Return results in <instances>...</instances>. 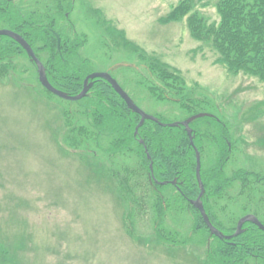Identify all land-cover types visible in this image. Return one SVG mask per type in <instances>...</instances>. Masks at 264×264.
I'll use <instances>...</instances> for the list:
<instances>
[{"label": "rangeland", "instance_id": "374dc122", "mask_svg": "<svg viewBox=\"0 0 264 264\" xmlns=\"http://www.w3.org/2000/svg\"><path fill=\"white\" fill-rule=\"evenodd\" d=\"M180 1L75 0L69 21L86 42L76 66L87 61L90 72L114 67L113 76L137 105L163 122L189 116L178 102L183 92L198 101V109L201 100L202 110L224 124H195L206 132L203 165L211 168L221 155L227 158L223 175L231 183L217 192L219 185L212 184L215 193L210 191L217 222L236 226L250 212L264 222V82L217 64L216 51L193 38L185 19L161 22ZM197 9L209 23L219 20L213 3H198ZM60 24L68 28L66 21ZM120 29L157 58L145 59L125 46ZM17 54L6 62L9 68L0 66L6 70L0 73V264H206L200 241L207 235L194 233L196 215L177 204L164 205L167 212L156 216L139 154L102 151L87 101L47 91L34 64ZM153 59L179 69L187 87L167 89L172 82L151 73ZM111 169L123 177L132 170L130 196L119 190ZM250 173L260 181L240 179ZM167 189L168 197L180 198L179 189ZM173 239L186 245L176 247Z\"/></svg>", "mask_w": 264, "mask_h": 264}, {"label": "trees", "instance_id": "16d2710c", "mask_svg": "<svg viewBox=\"0 0 264 264\" xmlns=\"http://www.w3.org/2000/svg\"><path fill=\"white\" fill-rule=\"evenodd\" d=\"M198 3L203 6L213 3L219 15V20L209 23V20L199 13L197 9ZM64 7H67L68 10H64ZM72 7L71 0L67 3H60V22L68 21L66 13H70ZM49 11H51V8H49ZM15 17L18 18V15L15 16L13 14V21L17 19ZM184 19L193 38L200 42L208 43L216 51L218 57L215 62L217 64L224 66L231 74L236 75L243 72L264 82V0H181L167 15L161 18V22H180ZM30 20L31 16L28 15L27 22L29 27H31V23L35 25V21ZM47 23L51 25V22L46 21L43 28H38L37 31L32 33V44L35 49L42 51L40 58L47 69V76L50 82L58 89L69 94H78L82 89L85 76L90 72V68L84 66L87 61H84L79 66H76L75 61L76 53L83 47L85 41L82 42L84 39L80 41L81 37L75 35V45L68 47L63 42L64 37H67V31L63 24H59L57 33L62 43L59 56L56 57L54 54L55 47H52L51 42L45 45L41 42V38L45 39L46 43L52 37L46 28ZM121 32L122 43L125 46L132 47L133 50L146 56L145 59L157 58L154 53L146 54L142 48L125 38L123 30ZM17 53V49L13 46L1 44L0 54L2 57H0V60H4L5 64H0V66L9 68L6 62L11 64V58L17 56ZM153 60L151 62L152 65L148 64L151 73L156 74L164 81L169 80L172 82V86H167V89L187 87L184 83L186 79L179 69L168 62L161 63L160 61H155V59ZM1 70L3 71L0 73L5 74L6 70ZM162 85L164 87V84ZM191 96L188 92H183L177 97L182 108H184L183 105H186L185 109L189 115L204 112L202 110V101L200 100L198 109V101ZM84 101H87L88 119L92 134L96 137L95 140L102 151L109 156L123 155L127 152L138 153L142 158L143 164L146 165L148 179L152 176L153 180L158 181L174 179L180 181L181 188L178 190L176 186L174 187L169 183L152 185L149 179L150 185L148 186L152 194V211L156 216L161 215L162 217L167 212V209H165L166 205L172 207L177 204H184L188 212H193L196 215L194 233L200 232L202 235H207L206 240L202 239L200 241L205 247L204 261L206 264H248L249 261L264 264V231L248 224L243 233L232 237L229 241L210 236L200 213L191 205L190 201L196 199L201 190L196 176V151L194 146L190 144V138L185 129L181 127H163L151 120L145 121L138 130V138L144 141L149 150L150 158L148 159L147 154L144 153L143 146L135 136V129L140 121V116L127 108L126 103L109 83L96 79ZM203 120L211 121L215 125L217 123L210 117H204L194 121L192 124L196 130V135L193 134V139L201 157V179L205 188L202 202L210 221L217 228L223 229L224 226L217 222L216 213L212 208L214 197L212 193L217 192L223 187L222 184L227 181L224 179L222 169V164L227 158L225 154L221 155L218 159L219 161L211 168L203 165L204 146L202 143L206 137V132L195 126L196 123H203ZM219 125L221 126L220 123ZM84 133L87 135L91 134V132L88 131L87 133L85 130ZM151 163L153 165L152 173L150 170ZM123 173L127 176L123 177L121 172H115L111 169V176L116 178L119 190L122 193L125 191L129 195L131 191H129L128 185L132 182L133 172L132 170H124ZM237 174V176H240L239 174L241 173ZM248 175H254V173ZM128 177L132 178L129 179ZM212 184H214V188L219 185V188H215V192ZM167 187L173 190L176 188L180 193V198L178 199V196L175 198L174 196L171 197L170 194L168 197L166 195L169 192ZM211 190H213L212 193L210 192ZM123 195L125 196L124 193ZM128 195L125 197H128ZM231 225H234V223ZM223 232L230 235L234 230L229 229ZM173 243H176V247L186 245L185 240L173 239Z\"/></svg>", "mask_w": 264, "mask_h": 264}, {"label": "flooded vegetation", "instance_id": "af4514ba", "mask_svg": "<svg viewBox=\"0 0 264 264\" xmlns=\"http://www.w3.org/2000/svg\"><path fill=\"white\" fill-rule=\"evenodd\" d=\"M68 1H70V0H0V31H2V30H11V31L19 34L20 36H22L29 43V45L33 48L35 54L39 57V59L42 61V59L40 58V55H42L41 54L42 51H40L38 49H35V46L32 44V39H33L32 33L34 31H37L38 28H43L44 27V22H46V21L47 22H51V25L47 23V25H46L47 27L46 28L51 33L52 37L50 39H48L46 43H45V39L41 38V42L44 45L51 42L52 47L53 46L55 47V53L54 54L56 55V57H58L59 53L61 51V43H62V40L56 34L57 33V29L59 28V24H60L59 5H60V3H67ZM71 1H72V5H74V1L75 0H71ZM48 8H51V11H49ZM13 14L15 16L18 15V18L15 17V18H17L15 21H13V19H12ZM28 15L31 16V20L30 21H35V25L32 24V23L30 24L31 27H29V23L27 22V16ZM69 16H70V13H66V17L69 18ZM67 24H68V28L65 27V29L68 30L67 31V37H64V41L63 42H64V44H67L68 47H73L75 45V40L74 39H75V35H76L75 34L74 25L70 21H68ZM82 39L83 38H81L79 40L81 41ZM83 41L84 40H82V42ZM1 44H7L9 46H13L14 48L17 49L18 53L19 52L21 54L24 53V55L27 56L25 50L12 37L1 35L0 36V45ZM84 47H85V44L81 48H84ZM0 57H2L1 54H0ZM1 62H4V60H0V63ZM123 66L129 67L131 65L125 64ZM132 67H134V66H132ZM112 69L107 70L109 73H111V75H112ZM94 81L95 80H92L91 82H93V84H94ZM186 83H187V80H186ZM127 93L133 98V96L128 91H127ZM133 100H134V98H133ZM211 114L213 115V117H211V118L214 119L215 123L217 122L218 125L220 123L221 127H224V124L221 122V120L219 118H217L214 113H211ZM193 115L194 114L189 115L185 119L179 120L178 122L185 121V120H187L188 118H190ZM193 123H194V121H192L190 123V127L192 128V134H195L196 130H195V128L192 125ZM178 127H181L183 129H185L183 126H178ZM225 129L226 128H224L223 129L224 131H222V136H223L222 138L227 143L228 136L225 135ZM185 131H186V129H185ZM136 137H137V139H138V141L140 143V140L138 138V134L136 135ZM140 144L143 146L144 153L149 154V150H148L147 146L145 145L144 141H143V143H140ZM146 150H147V152H146ZM247 177H245V178H241L240 177V179L244 180V181H248L252 177L257 182L260 181V178H258L255 174L254 175H248ZM149 179H150V183L152 185L159 184L160 182H162V181H158V180H157L158 182H156L155 180H153L152 177L149 178ZM224 179L227 180L226 182H224V184L228 185V184L231 183V180H229V178H226L224 176ZM174 180H175V183H172V181H174ZM174 180H169L168 183L173 185L174 187L176 186L177 189H180L181 188L180 181L177 180V179H174ZM261 181H262V179H261ZM233 182H235V181H233ZM248 214L255 215L264 224V222L255 213H253V212L251 213L250 212V213H247L245 215H248ZM245 215H243V216H245ZM239 219H238V221H239ZM248 224L250 226L257 227L259 229V227L257 225H255V224H253L251 222H247V223H245L243 225L244 231L246 230ZM233 226L234 225L230 224L228 226H224L223 229H221V228H219V229L221 231L222 230L225 231V230H229V229H233L235 231L236 227H237V223H236V226H234V227ZM206 227H207V225H206ZM207 229H208V227H207ZM227 241H229V240H227Z\"/></svg>", "mask_w": 264, "mask_h": 264}, {"label": "water", "instance_id": "95a60500", "mask_svg": "<svg viewBox=\"0 0 264 264\" xmlns=\"http://www.w3.org/2000/svg\"><path fill=\"white\" fill-rule=\"evenodd\" d=\"M5 35L12 37L15 41H17L20 46L25 50L27 53L28 57L31 59L32 62L35 63L38 71V78L39 82L41 85L46 88L50 93L64 99V100H70V101H79L83 99L85 96H87L89 89L92 87L93 82H91L94 79H103L107 81L111 87L114 89V91L124 100L126 103L127 108L138 114L140 116V121L138 125L136 126L135 129V136L138 134L139 128L144 124L146 120H151L155 123H157L160 126H169V127H178V126H183L187 134L190 138V144L194 146L195 151H196V161H197V168H196V176H197V181L200 187V194L198 197L194 200H191V204L200 212L205 224L207 225L208 229L210 230V235L211 236H216L220 239H225L229 240L232 237H236L240 235L241 233L244 232L243 225L247 222H251L259 227L260 230L264 231V224L253 214H248L243 216L242 218L239 219L237 223L236 230L231 234V235H226L222 231H220L216 226L213 225V223L210 221L208 214L205 211L203 202H202V197L205 194V188L201 179V157L198 149L194 145V140H193V134H192V128L190 127V123L198 118L202 117H207V116H212L209 113L206 112H201L196 115H193L192 117L188 118L185 121L182 122H170V123H165L160 121L157 117L150 115L146 112H144L134 101L133 99L129 96V94L121 87V85L118 83V81L109 73V72H93L90 73L86 76L84 79L83 83V88L78 94L72 95L69 94L66 91H63L61 89H58L55 87L48 79L47 73H46V68L43 65V63L40 61V59L36 56L33 48L29 45V43L19 34L11 31V30H2L0 31V36ZM140 143H143L142 140H140ZM147 152V150H146ZM147 157L150 158V155L147 154ZM150 170L151 173L153 171V165L152 163L150 164ZM156 182H158L156 180ZM169 181H162L159 184L165 185ZM172 183H175V180L172 181Z\"/></svg>", "mask_w": 264, "mask_h": 264}]
</instances>
